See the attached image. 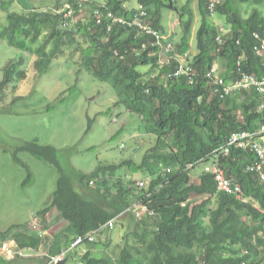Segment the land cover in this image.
<instances>
[{
    "label": "trees",
    "instance_id": "obj_1",
    "mask_svg": "<svg viewBox=\"0 0 264 264\" xmlns=\"http://www.w3.org/2000/svg\"><path fill=\"white\" fill-rule=\"evenodd\" d=\"M197 1L202 19L196 32L195 55L192 58L186 55L193 23L189 6L190 15L183 21L184 34L178 48L164 64L159 63V48L152 45L153 39L148 35L137 36L134 29L123 26L108 31L107 21L102 25H96L94 19L75 21L87 0L67 1L75 11L74 18L67 24L63 15L55 13L53 8H31L19 13L9 10L12 0L1 2V7L8 11V25L0 30V36L13 43L15 38L31 36L34 31V41L46 29L45 42L52 41L53 51L46 53L40 49L36 61L65 57L109 84L120 97L116 105L124 104L127 110L136 113L144 122L146 132L155 136L154 145L139 164L127 160L99 166L92 174L79 175L80 182L95 188L98 200L82 196L69 175L59 176L50 205L40 211L42 216L51 217L57 211L68 222V226L55 235L52 253L67 249L77 236L96 231V239L88 243L90 249L81 256L85 264H260L264 261V182L247 169L257 157L236 147L228 154L216 152L233 133L258 131L264 123V111L258 108L259 97L255 92L223 99L219 93H214L216 85L206 77L210 71L217 72V64L226 65L221 74L228 81L240 77L238 69L263 76L264 59L255 50L258 45L255 33L264 38V14L254 9L244 18L235 1H253L252 5H259L264 0H223L217 12L227 16L231 27L229 35L210 22L209 18L213 17L207 0ZM124 2L107 0L105 5L129 17L131 10L123 6ZM138 2L149 8L150 21L159 30L156 16L160 8L179 10L175 0ZM96 4L93 9L99 3ZM78 35L85 37L87 47L78 40ZM77 55L79 61L75 60ZM182 62L197 70L194 83H189L186 76L168 77ZM23 64L19 58L5 68L0 81V102L6 97L14 73L18 78L26 77L21 68ZM140 66L149 69L145 72ZM19 151L59 166L53 146L32 141L17 148L15 160L29 170L18 158ZM215 160L228 178L242 186V197L218 189L214 174L205 168L197 178L191 176L198 164ZM125 165L141 176L135 178L132 171L129 178L118 176L117 169ZM137 180H145L146 185H136ZM196 197L204 198L194 202ZM142 201L154 215L143 212L138 216L137 209H131L134 203ZM125 214H131L134 227L122 239L124 246L118 256H114L115 252L109 251L112 234L117 228V219ZM110 221L113 227H104ZM27 233L18 230L12 235L21 246L40 242ZM97 248L104 250L95 252Z\"/></svg>",
    "mask_w": 264,
    "mask_h": 264
},
{
    "label": "rangeland",
    "instance_id": "obj_2",
    "mask_svg": "<svg viewBox=\"0 0 264 264\" xmlns=\"http://www.w3.org/2000/svg\"><path fill=\"white\" fill-rule=\"evenodd\" d=\"M2 1L8 0H0V30L8 25V11L1 7ZM187 1L175 0L179 10L161 7L156 18L164 28V38L178 42L184 34L183 21L193 13L188 34L191 36L190 52L191 49L196 51V32L202 16L195 4L191 6L190 14L183 10ZM252 2L235 1L242 17H248L254 9L264 14V1L259 5H252ZM44 4V0H12L9 10L23 13L35 5ZM209 20L224 28L227 35L231 33L225 14L216 11ZM32 34L15 38L13 43L0 36V81L4 78L5 68L19 58H22L24 64L21 68L26 72L25 78H18L14 73L6 97L0 102V233L11 235L30 228L34 217L41 221L48 217L42 216L40 211L50 205L62 173L71 177L82 196L95 201L98 200L97 192L80 182L81 173L92 174L99 166L121 164L127 160L139 164L155 142V136L146 132L144 122L136 113L127 110L124 104L116 105L120 97L112 86L68 62L65 57L36 61L40 49L47 53L53 51V45L51 40L45 42L46 29L34 41V31ZM77 38L84 47L88 46L84 36L78 35ZM18 41H21L19 45ZM75 60L79 61L80 56L77 55ZM223 68L226 70V65ZM139 69L147 72L149 68L140 66ZM225 70L218 73L224 74ZM243 97L244 94L240 101ZM32 141L55 147L59 166L22 151L18 152V158L28 165L29 170L18 163L15 160L17 148ZM203 169L204 164L200 163L190 174L195 179ZM131 171V167L125 165L119 167L116 174L128 178L132 174L135 178L141 176L140 172L134 174L133 170L131 174ZM202 198L196 197L194 202ZM65 221L60 216L51 224L62 227L67 223ZM117 221L112 234L114 241L109 247V251L115 252L114 256H118L124 246L122 239L134 227L131 214L122 215ZM41 260L33 257L6 261L0 257V264H45Z\"/></svg>",
    "mask_w": 264,
    "mask_h": 264
},
{
    "label": "built area",
    "instance_id": "obj_3",
    "mask_svg": "<svg viewBox=\"0 0 264 264\" xmlns=\"http://www.w3.org/2000/svg\"><path fill=\"white\" fill-rule=\"evenodd\" d=\"M207 2L210 15L214 16L218 6L222 4L223 0H207ZM52 10L63 15L64 21H66L65 24H67L69 19L72 20L75 16L74 8L69 2L61 7H55ZM92 19L95 20L96 25H102L107 21L106 25L108 31L113 30L115 26H123L134 29L137 36L144 34L148 35L153 39L152 45L159 48V63L164 64L168 62L172 56L171 54L174 51V44L172 42L165 43L162 41V33L152 25L149 8L142 2H138L137 5L131 9V15L129 17L115 13L110 8H107L105 3L98 4L97 7L93 9ZM220 31L224 33L225 29L220 28ZM255 37L258 39V45L255 46V50L258 55L264 59V38L261 37L259 33H255ZM218 39L222 41L223 37L219 35ZM145 46L146 44H143V47ZM121 58H123V56H121ZM238 65H240L239 62ZM237 72L241 74L240 77L230 81L226 80L222 74L216 71L208 72L206 77L216 85L214 93H219L220 97L223 99L233 97L237 94L255 92L259 97L258 108L260 111H264V74L259 77L254 73L241 72L240 69H238ZM174 76H186L189 83H194L197 77V70L192 65L183 63L177 70L168 74V77ZM232 147L248 150L255 154L257 161L248 165L247 169L252 173L257 174L259 180L264 182V123L256 132L239 131L233 133L227 143L217 149L216 152L220 151L224 154H228ZM168 170L170 171V169ZM205 170L214 174L218 189L230 194H235L239 197L244 195L242 186L225 175L223 167L217 160L206 164ZM136 185L144 187L146 181L137 180ZM132 207L131 209H137L136 214L138 216L143 212H148L149 215L155 214L154 211L149 210L147 204L143 203V201L134 203ZM104 227L112 228L113 221H110L104 225ZM27 230L31 231L30 235L38 238L40 242L34 246H21L20 242L14 235H0L1 258L6 261H13L19 258L38 257L43 258L45 264H56L66 258L67 264H85L81 259H76V250L79 247H82L83 250V246L85 247L86 244L93 242L96 239V231H91L85 235H79L72 241L67 249L54 254L52 253L54 237L51 233V227H46V225L41 223V220L34 217L33 223L30 228H27ZM48 238H51V240L48 241Z\"/></svg>",
    "mask_w": 264,
    "mask_h": 264
},
{
    "label": "crops",
    "instance_id": "obj_4",
    "mask_svg": "<svg viewBox=\"0 0 264 264\" xmlns=\"http://www.w3.org/2000/svg\"><path fill=\"white\" fill-rule=\"evenodd\" d=\"M45 1V4L44 5H42V6H33L32 8H55V7H61V6H63L65 3H67V1L68 0H66L65 2H63V1H61V0H44ZM85 2H86V0H84ZM88 2L87 3H85V4H83V6L81 7V10H80V15H79V17L77 16L76 18H75V21H77V22H79L80 20V22H88V20H90V19H92V12H93V7H94V5L97 3H99V4H103V3H105V1H107V0H87ZM137 2H138V0H125V2L123 3V5L127 8V9H133L136 5H137ZM55 3V4H54ZM96 4V5H97ZM195 4V7H198V1L197 0H188L187 1V3L185 4V5H183V8H185V10L187 11L188 10V7L190 6H192L193 7V5ZM155 5H156V3H155ZM191 7V8H192ZM176 22V21H175ZM157 25L159 26V28H160V30H161V33H163V30H164V28H163V26H162V24H161V22H159V21H157ZM181 39V38H180ZM166 40H168V41H173V43L175 44V48H178V45H179V42H180V40L178 41V42H174V40H172V39H166ZM195 53H196V51L195 50H193V49H191L190 50V52L188 51V53L186 54L187 56H189L188 58H192L194 55H195ZM183 59V58H182ZM223 70H225L224 68H223V65L222 64H217V72H223ZM48 215V217H45L44 218V221H41V223L43 224V225H46V227H51V233H52V236L55 238V235L57 234V233H59L61 230H63V229H65L67 226H68V222L67 221H65V222H67V223H65V224H62V227H60V226H57L58 224H51V221L52 220H55V219H57V217H60V215L57 213V215L56 214H54L52 217L49 215V214H47ZM50 222V223H49ZM54 225V226H53ZM21 230H23L24 232L26 231L27 232V228H24V229H21ZM31 234V231H28V233H27V235H30ZM113 241H114V238H113ZM85 248V249H84ZM62 249H64V247L62 248ZM90 249V247H89V244H87V246H83V250H82V248L81 247H79L77 250H76V252H77V254H75L76 255V259H81V256H83L84 254H85V252L87 251V250H89ZM93 251H94V249H92ZM102 250H104V249H101V248H97L96 250H95V252H100V251H102ZM31 258H33V257H31ZM35 258H37V259H42V260H44L43 258H38V257H35ZM41 260V261H42ZM45 261V260H44ZM45 263V262H44Z\"/></svg>",
    "mask_w": 264,
    "mask_h": 264
},
{
    "label": "clouds",
    "instance_id": "obj_5",
    "mask_svg": "<svg viewBox=\"0 0 264 264\" xmlns=\"http://www.w3.org/2000/svg\"><path fill=\"white\" fill-rule=\"evenodd\" d=\"M125 8H126V7H125ZM130 10H131V9H130ZM130 15H131V14H130ZM214 16H215V15H214ZM214 16H212V17H214ZM219 30H220V27H219ZM162 35H163V34H162ZM163 37H164V36H163ZM164 39H165V38H164ZM164 42H165V43H166V42H172V43H173V41H168V40H166V39H165ZM173 44H174V43H173ZM174 50H175V44H174ZM205 165H206V164H204V168H205Z\"/></svg>",
    "mask_w": 264,
    "mask_h": 264
},
{
    "label": "water",
    "instance_id": "obj_6",
    "mask_svg": "<svg viewBox=\"0 0 264 264\" xmlns=\"http://www.w3.org/2000/svg\"><path fill=\"white\" fill-rule=\"evenodd\" d=\"M56 264H67V259L65 258V259L59 261V262L56 263Z\"/></svg>",
    "mask_w": 264,
    "mask_h": 264
},
{
    "label": "bare ground",
    "instance_id": "obj_7",
    "mask_svg": "<svg viewBox=\"0 0 264 264\" xmlns=\"http://www.w3.org/2000/svg\"><path fill=\"white\" fill-rule=\"evenodd\" d=\"M56 13V12H55Z\"/></svg>",
    "mask_w": 264,
    "mask_h": 264
}]
</instances>
